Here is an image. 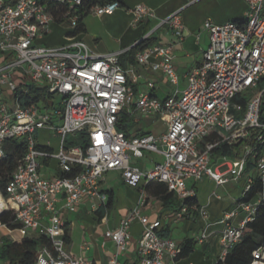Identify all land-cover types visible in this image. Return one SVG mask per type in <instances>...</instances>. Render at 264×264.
I'll return each mask as SVG.
<instances>
[{"label": "built area", "instance_id": "2783aa9c", "mask_svg": "<svg viewBox=\"0 0 264 264\" xmlns=\"http://www.w3.org/2000/svg\"><path fill=\"white\" fill-rule=\"evenodd\" d=\"M84 1L0 0V159L14 140L26 147L5 185V194L0 191L4 204L0 218L11 211L17 227L11 229L0 222V228L11 241L24 237L46 240L37 248L33 264H94L64 249V215L76 212L84 202L96 211L108 200L101 187L104 175L119 171L124 183L139 187L140 193L136 205L104 237L115 244L117 254L124 252L131 240V223L138 220L142 232L136 244L137 264H177L180 243L158 232L192 211L204 219L207 212L202 206L181 204L162 218L150 220L143 215L147 184L162 183L183 199L195 195L188 182L204 176L222 185L246 175L242 196L256 178L264 181V0H245L247 11L241 20L220 24L205 20L209 43L200 64L184 74L182 89L173 64L174 43H153L138 50L136 65L159 73L176 87L164 98L153 93L155 79L137 73L134 66L124 67L119 53L95 56L76 39L74 30L84 13ZM120 7L119 0L97 2L87 14L111 15ZM130 12L132 26L157 19L142 4ZM180 13L158 18L153 31L166 28L180 41L184 32ZM58 18L69 21L73 29L66 35L67 43L57 47L36 44L51 32ZM140 79L142 84L137 86ZM31 88L43 91L45 99L23 104L18 92L27 94ZM56 97L58 102H54ZM123 112L136 122L139 117L160 121L165 129L159 133L119 130ZM42 129L59 136L58 151L49 141L39 146L36 133ZM79 133L85 135V145L67 144V136ZM245 140L250 144L244 146L243 155L231 161L221 156L211 167L216 146ZM145 151L154 158L139 162ZM50 161H55V167L47 164ZM248 161L253 166L246 173ZM45 169L60 175L46 174ZM256 204L237 202L219 221L223 227L217 260H224L241 239ZM239 212L244 216L234 225L231 220ZM205 229L197 239L200 243L206 237ZM108 264H118L117 255ZM248 264H264V246L252 251Z\"/></svg>", "mask_w": 264, "mask_h": 264}, {"label": "crops", "instance_id": "0c3cea01", "mask_svg": "<svg viewBox=\"0 0 264 264\" xmlns=\"http://www.w3.org/2000/svg\"><path fill=\"white\" fill-rule=\"evenodd\" d=\"M205 0H199L189 6V0H122L121 7L117 9L111 15H101L93 17L100 19V21L106 24V36L107 39L110 40L105 46H100L97 41L96 33L93 34L89 32V28L84 23L85 32L82 34H78L76 36L77 40L83 41L91 53L95 56H104L110 53H119L120 62L124 67H135L137 73L153 77L156 81L157 87L153 91V93L158 96L159 92H164V97L171 94L175 90V86L168 83L161 75L157 72L151 71L149 69H145L142 66H138L134 60V54L129 55L127 50L131 47L135 46L141 39L145 36L150 35L155 39L154 43H162V44H175L174 54L175 57L173 59L174 67L179 74V89H182L186 85V79L184 78V74L196 67L200 64L202 59V51L205 50L209 43V34L203 28V23L207 19H211L216 24L224 23L229 20H241L246 11H247V3L245 0H225L226 6H228L230 13L224 17L213 15H207L204 20L197 19L196 10L191 9L193 6L200 4ZM137 4L145 5L151 8L155 14L157 19L166 17L174 11L181 10V19L184 25V32L182 39L179 41L177 38L166 28H159L155 31L154 28L157 26V19L153 20H145L141 23H138L135 26H132V14L130 10ZM213 6H217L213 4ZM191 9V10H190ZM64 22L63 20L56 19L52 24L54 26L56 23ZM52 32V29H51ZM51 32L49 34H51ZM48 34V35H49ZM93 34V35H92ZM67 35V34H66ZM47 36V35H46ZM66 39V36H65ZM101 41L104 40L102 36L99 37ZM67 43V39L65 41ZM64 43V44H66ZM62 44V45H64ZM60 45V46H62ZM142 84V80L140 79L137 82V86ZM159 97V96H158ZM163 97V98H164ZM160 98V97H159ZM147 121L144 127H133L129 131L135 132H155L159 133L165 129L163 123L161 126H158L162 130H157L156 127L160 121H153L152 119L145 118ZM157 128V129H156ZM154 158V156L149 155V158ZM220 155L217 160H219ZM143 161L144 163L147 161ZM214 161V165L217 164L218 161ZM52 162H47V164L52 168ZM46 174H56L55 170H44ZM245 176L243 175L238 180H230L225 184L218 185L216 182L206 176L203 177L198 182H188V187H193L195 190V198L197 201V206L204 207L207 212V218L204 219L201 215H199L196 211H192L191 215L182 221L178 222H169L165 224V228L170 229V237H172V225L176 223H203L204 229L216 225L220 220V217H224V214L228 211H231L236 207L237 202L241 199L243 189L245 187ZM159 182H152L154 185ZM124 185V187L118 188V192H115V189L112 185ZM143 185V182L140 184ZM101 187L104 192L113 191L115 202L113 208L108 210L103 217H100L96 211H92L90 209L89 202H84L79 206V209L76 212H68L64 215V220L66 222V226L69 229V237L70 240L67 245L66 251L74 254L75 256H83L91 261L94 264H108L109 261L117 255L118 264H137L138 256L136 252V244L140 235H135L131 229L134 223H138L140 226V222L135 220L131 223L130 233L131 240L128 248L121 253L116 252L115 244L106 239L104 237V232L107 229H114L118 226L119 221L122 217L126 216L128 212L136 205L140 189L139 187H130L126 185L121 177L119 171H109L104 175L103 180L101 181ZM199 189H202L206 193L205 200L198 199ZM147 194V204L143 209V215L149 213V219H160L164 216V214L170 213L179 207L176 208H166L162 205L161 200L152 195L148 190H146ZM176 195V194H175ZM129 197V198H128ZM179 200L178 196L176 195ZM116 208V210H115ZM75 215L76 220H74L73 216ZM244 216L243 213L239 212L237 216H235L231 221L234 225H237ZM79 218V219H77ZM85 218V220H82ZM78 225L80 228L79 236L77 240L73 235V226ZM223 227V226H222ZM222 227H219L212 231L209 236L218 235L217 247L219 248V236L222 230ZM142 229V226H141ZM183 239L177 240L179 243L182 242ZM195 239V238H194ZM198 243V242H197ZM206 249L209 248L208 245H205ZM194 251V250H193ZM203 254H206L203 251ZM218 257V256H217ZM186 259V261H180ZM177 264H203L202 260L199 258L188 259L187 257L180 259ZM1 263V262H0Z\"/></svg>", "mask_w": 264, "mask_h": 264}, {"label": "trees", "instance_id": "16d2710c", "mask_svg": "<svg viewBox=\"0 0 264 264\" xmlns=\"http://www.w3.org/2000/svg\"><path fill=\"white\" fill-rule=\"evenodd\" d=\"M106 1L111 0L84 1L82 7L84 13H82V15L78 19V24L74 30V34H81L85 32L83 18L87 15V10L89 6L97 2L103 3ZM119 1L120 3L122 2V0ZM58 20L62 19L58 18ZM154 41L155 39L148 35L146 38L139 41L135 46L131 47L127 52L129 53V55H133L138 50L144 49L147 46L153 44ZM18 95H21V102L23 104H26L30 101H36L39 98L45 99V94L43 93V91L35 88H31L27 94L18 92ZM235 100L238 99L235 98ZM130 120L131 116L123 112L120 116V121L117 125V128L119 130L129 132L131 128L128 125V121ZM76 139L77 143H82L84 145L87 143V139L83 133H79L76 136ZM249 142V140H245V142L240 141L239 143L233 146H228L226 144L216 146L212 151V157L214 155H220L231 157L233 159L238 158L244 146L250 144ZM25 152V144L22 141L14 140L8 145L6 149V156L3 159H0V191L3 194H5V185L7 181L9 180L12 172L14 171L16 164L25 154ZM252 166L253 162L248 161L246 173L250 171ZM56 174L60 175V172H56ZM146 190H148L152 195L157 196L161 200L162 205L166 208L173 209L179 207L181 204L197 206L195 195L192 197H186L178 200L175 193L169 191L167 187L162 183H156L154 185L149 183L145 186V191ZM107 192V202L100 205V207L96 210L97 214L100 217H103L108 210L112 209L115 202L113 191ZM240 201L249 203L257 202L256 210L253 214V219L247 222L246 227L243 230L241 239L232 246L225 259L216 260L215 264H248L252 259V251L260 246H264V181H261L259 178H256L254 185L250 187L248 192L244 196H242L238 202ZM0 222L7 224L11 229H15L17 227V223L14 222V215L11 211L4 214L0 218ZM158 233L163 236H169L170 229L165 228V226H163ZM64 240L65 243H68L70 240L69 229L67 226L65 230ZM45 241L46 240L43 237H24L23 239H21V241H11L6 236H2L0 238V262H8L10 264H33L37 248L43 243H45ZM197 242L198 240L194 238H185L182 242H180L181 253L178 256L177 260L188 257L193 252L195 244Z\"/></svg>", "mask_w": 264, "mask_h": 264}, {"label": "rangeland", "instance_id": "374dc122", "mask_svg": "<svg viewBox=\"0 0 264 264\" xmlns=\"http://www.w3.org/2000/svg\"><path fill=\"white\" fill-rule=\"evenodd\" d=\"M134 1V0H131ZM199 0H196L195 2H197ZM195 2H189L188 5L189 6ZM213 4H216L217 6H213ZM191 9H195L196 10V16L197 19L200 20H204V18H206L207 15H213L215 14L216 16L219 17H224L226 15H228L230 13L228 6H226L225 4V0H205L203 2H201L200 4H197L196 6H193V8L191 7ZM190 9V10H191ZM84 23L85 25H87V27L89 28V32L96 33L97 36V41L99 42L100 46H105L108 43H110V40L107 39L106 36V29L107 26L106 24L102 23L100 21V19L93 17L91 15H87L84 18ZM56 25H58L57 27L52 25L51 29L52 32L51 34L45 36L42 39H38L36 41V44L41 45V46H47V47H57L60 46L64 43H66V39L65 36L67 33H70L73 29L69 24V21H64L61 23H56ZM93 33V34H95ZM82 34V33H81ZM92 34V35H93ZM102 36L104 38L103 41H101L99 39V37ZM153 37V36H152ZM128 51V50H127ZM164 92H159L158 96L160 98L164 97ZM59 97H56L54 99V102H58ZM134 117H131V120L128 121V125L130 126V128L133 127H138V126H142L144 127V125L146 124V120L143 117H139L138 118V122L134 121ZM162 123L159 122V124L156 126L158 128V126H161ZM145 128V127H144ZM156 128V129H157ZM163 127H161L160 129L158 128L157 130H162ZM36 141L39 145H46L47 142L49 141L50 146L52 147V149L54 151H58V147H59V142H60V138L58 135H56L53 131H49L47 129H42L39 130L36 133ZM67 144H71V143H77V139L76 137L69 135L66 138ZM245 149L243 148L242 151L240 152V156L244 154ZM150 154L148 152H144V157L142 159L139 160V162H143L145 160H147L148 156ZM218 158L217 155H214L212 157V159L214 161H216ZM233 158L231 157H227V160L231 161ZM218 161V160H217ZM219 162V161H218ZM55 165V161L52 162V166ZM55 167V166H54ZM211 167H214V164L211 165ZM44 172V171H43ZM112 187L115 189V192H118V188L124 187V185H115L113 184ZM129 198V197H128ZM206 198V193L205 191H203L202 189H199V193H198V199L199 200H205ZM116 210V208H115ZM75 215L73 216L74 220H76ZM149 213H146V216L149 218ZM223 217H220L221 220ZM79 219V218H77ZM82 220H85V218H82ZM204 222L203 223H176L172 225V238L176 239V240H180L183 239L184 237L186 238H195L198 239L203 235V230H204ZM223 224L222 223H217L216 225L213 226H209L205 229V236H209L213 230L222 227ZM131 231L135 234V235H140L142 232L141 226L138 223H134L132 226ZM79 232H80V228L78 225L75 224V226H73V235L75 237V239L77 240L78 236H79ZM6 231L2 228H0V236H5ZM13 235H18L17 231L13 232ZM217 240H218V235L215 233L213 235H211L210 237H205L203 243H196L195 247H194V251L187 257L188 259H193L194 258H200L202 260L203 264H214L215 261L217 260V256L219 254V248L217 247ZM205 245H208L209 248L212 249H206ZM64 249H67V245H64ZM203 251L206 252V254H203ZM186 261V259L180 260V261Z\"/></svg>", "mask_w": 264, "mask_h": 264}, {"label": "bare ground", "instance_id": "6f19581e", "mask_svg": "<svg viewBox=\"0 0 264 264\" xmlns=\"http://www.w3.org/2000/svg\"><path fill=\"white\" fill-rule=\"evenodd\" d=\"M2 205H4V204H3V200H2V198H1V196H0V207H1Z\"/></svg>", "mask_w": 264, "mask_h": 264}, {"label": "water", "instance_id": "95a60500", "mask_svg": "<svg viewBox=\"0 0 264 264\" xmlns=\"http://www.w3.org/2000/svg\"><path fill=\"white\" fill-rule=\"evenodd\" d=\"M143 39H144V38H143ZM143 39H141V40H143ZM141 40H140V41H141ZM0 216H1V213H0Z\"/></svg>", "mask_w": 264, "mask_h": 264}]
</instances>
